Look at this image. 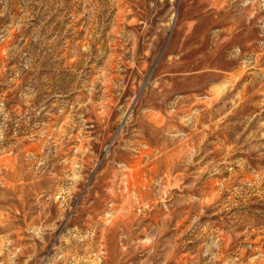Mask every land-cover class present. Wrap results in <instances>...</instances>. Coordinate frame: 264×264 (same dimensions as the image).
<instances>
[{
	"label": "rangeland",
	"instance_id": "rangeland-1",
	"mask_svg": "<svg viewBox=\"0 0 264 264\" xmlns=\"http://www.w3.org/2000/svg\"><path fill=\"white\" fill-rule=\"evenodd\" d=\"M0 264H264V0H0Z\"/></svg>",
	"mask_w": 264,
	"mask_h": 264
}]
</instances>
